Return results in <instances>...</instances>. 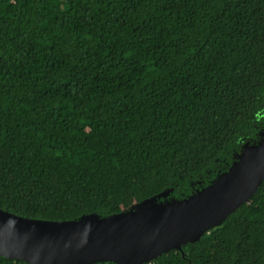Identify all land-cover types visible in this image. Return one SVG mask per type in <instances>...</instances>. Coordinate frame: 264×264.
Segmentation results:
<instances>
[{
  "label": "trees",
  "instance_id": "obj_1",
  "mask_svg": "<svg viewBox=\"0 0 264 264\" xmlns=\"http://www.w3.org/2000/svg\"><path fill=\"white\" fill-rule=\"evenodd\" d=\"M263 141L264 0H0V208L182 200ZM182 247L143 264H264V181Z\"/></svg>",
  "mask_w": 264,
  "mask_h": 264
},
{
  "label": "water",
  "instance_id": "obj_2",
  "mask_svg": "<svg viewBox=\"0 0 264 264\" xmlns=\"http://www.w3.org/2000/svg\"><path fill=\"white\" fill-rule=\"evenodd\" d=\"M264 181V141L246 146L228 172L182 200H160L170 189L130 209L101 217L47 220L0 208V255L32 264H143L181 250L219 226Z\"/></svg>",
  "mask_w": 264,
  "mask_h": 264
}]
</instances>
